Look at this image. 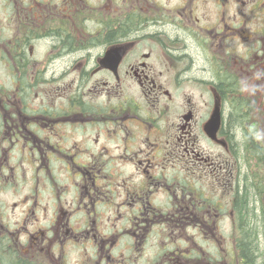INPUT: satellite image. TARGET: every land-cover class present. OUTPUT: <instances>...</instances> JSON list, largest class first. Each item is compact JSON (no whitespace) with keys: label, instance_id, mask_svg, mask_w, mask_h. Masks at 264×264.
<instances>
[{"label":"flooded vegetation","instance_id":"flooded-vegetation-1","mask_svg":"<svg viewBox=\"0 0 264 264\" xmlns=\"http://www.w3.org/2000/svg\"><path fill=\"white\" fill-rule=\"evenodd\" d=\"M133 1L0 0V264H264V0Z\"/></svg>","mask_w":264,"mask_h":264},{"label":"rangeland","instance_id":"rangeland-1","mask_svg":"<svg viewBox=\"0 0 264 264\" xmlns=\"http://www.w3.org/2000/svg\"><path fill=\"white\" fill-rule=\"evenodd\" d=\"M125 3L131 4V5H136L137 6L136 1H133V0H125ZM0 14H1V17H3V12H0ZM0 27H1V36H2V39L5 40V35H6V33H4L5 23L4 22H1V26ZM4 76H5V68H4V65H0V86H2V87L5 86ZM253 167H254V165H248L247 166V168L248 169L251 168L252 171H253ZM262 185L264 186V182H263Z\"/></svg>","mask_w":264,"mask_h":264},{"label":"trees","instance_id":"trees-1","mask_svg":"<svg viewBox=\"0 0 264 264\" xmlns=\"http://www.w3.org/2000/svg\"><path fill=\"white\" fill-rule=\"evenodd\" d=\"M236 126V125H235ZM249 194H251V196H252V190L251 189H245L244 191L242 190L241 191V200L242 201H244V200H246V199H248V201H247V203H250V204H252V200H251V198L252 197H250V195ZM249 195V196H248ZM253 200L254 201H256L257 199H256V197L254 196L253 197ZM252 221H253V223H252V226H253V231L251 230H249L250 231V233L251 232H254V233H256V232H260L261 231V225L258 223V220L256 219V220H254V216H251V218H250ZM257 246V245H256Z\"/></svg>","mask_w":264,"mask_h":264},{"label":"water","instance_id":"water-1","mask_svg":"<svg viewBox=\"0 0 264 264\" xmlns=\"http://www.w3.org/2000/svg\"><path fill=\"white\" fill-rule=\"evenodd\" d=\"M215 116H217V119H218V111H217V112H215Z\"/></svg>","mask_w":264,"mask_h":264}]
</instances>
